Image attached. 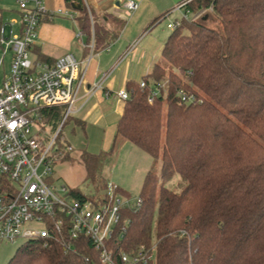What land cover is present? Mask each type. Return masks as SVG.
<instances>
[{
  "label": "trees",
  "instance_id": "trees-1",
  "mask_svg": "<svg viewBox=\"0 0 264 264\" xmlns=\"http://www.w3.org/2000/svg\"><path fill=\"white\" fill-rule=\"evenodd\" d=\"M186 9L202 13L173 19L161 49L166 66L156 64L140 79L143 87L140 80L127 81L111 148L79 150L94 194L75 187L69 194L100 198L107 184L101 172L107 155L129 141L152 163L139 204L120 209L107 243L115 258L121 251L154 245L153 259L142 264H264V0H192ZM92 17L91 25L81 7L75 19L86 44L92 42L98 51L116 33L102 22L109 15L92 12ZM31 53L35 60L52 62L36 46ZM180 90L194 100L181 101ZM62 113L61 107L48 108L41 119L54 129ZM72 151L61 160L73 159ZM173 176L177 187L165 186ZM4 264L103 263L90 239L79 236L65 243L22 241Z\"/></svg>",
  "mask_w": 264,
  "mask_h": 264
},
{
  "label": "built area",
  "instance_id": "built-area-1",
  "mask_svg": "<svg viewBox=\"0 0 264 264\" xmlns=\"http://www.w3.org/2000/svg\"><path fill=\"white\" fill-rule=\"evenodd\" d=\"M191 1L178 0L173 9L182 10V18L186 19V14L190 13L186 6ZM65 2L68 3L65 8H48L46 0H15L14 11L18 17L6 22L2 20L4 10L0 8V68L3 69L0 81V245L16 239L37 238L65 243L67 239L85 236L98 250L103 264L147 263L154 257V245L121 251L115 258L107 244L120 220V209L127 203V200L115 198L116 187L107 183L100 198L80 200L70 196L69 189L64 187L61 188L65 191L62 196L56 194L49 181L53 164L73 150L60 133L62 125L74 111L80 62L70 52L50 63L35 60L31 52L37 43V28L42 22L59 15L76 23L77 9L72 4L84 7L91 25L93 23L92 9L87 0ZM120 2L128 12L137 7L135 0ZM201 13L197 12L191 19ZM80 32L79 29L78 35ZM138 40L132 42L115 64L103 72L96 87L130 54ZM87 46L93 51L92 42ZM6 54L9 55L7 71L2 67ZM144 85L145 82L140 80V86ZM116 94L122 101L127 98L125 88ZM156 94L157 90H152L148 101ZM179 95L181 101L194 100L192 94L182 90ZM56 106L63 110L59 128L55 127L48 134L44 131L48 125L41 119L42 112ZM58 142L65 147L59 149ZM138 204L139 199L134 205ZM123 231L124 228L121 234Z\"/></svg>",
  "mask_w": 264,
  "mask_h": 264
},
{
  "label": "crops",
  "instance_id": "crops-1",
  "mask_svg": "<svg viewBox=\"0 0 264 264\" xmlns=\"http://www.w3.org/2000/svg\"><path fill=\"white\" fill-rule=\"evenodd\" d=\"M135 1L136 9L128 12L120 0H87L92 12L98 17L109 15L108 18L102 19V22L106 28L116 33L114 40L102 50L90 51L84 33L81 31L78 35V25L65 16L59 15L44 21L37 28L35 46L49 61L70 52L80 62V81L74 111L69 120L71 132L75 126L80 127L86 142L93 135L98 136L101 133L102 136L107 135L110 140L108 142L112 143L115 126L124 105L116 92L125 88L127 81H139L140 77L151 72L162 60L161 49L165 39L157 42L146 27L161 14H169L175 6L174 0ZM46 6L65 8L66 4L65 0H46ZM118 20L122 21L121 26L118 25ZM137 38L139 40L130 54L115 66L99 87H96L95 84L100 82L103 72L115 64L120 54ZM64 139L71 144L68 137Z\"/></svg>",
  "mask_w": 264,
  "mask_h": 264
},
{
  "label": "rangeland",
  "instance_id": "rangeland-1",
  "mask_svg": "<svg viewBox=\"0 0 264 264\" xmlns=\"http://www.w3.org/2000/svg\"><path fill=\"white\" fill-rule=\"evenodd\" d=\"M177 2L178 0H174V5H177ZM0 7L4 10L2 12L3 22L18 17V14L13 11L16 7L15 0H0ZM182 12V10L175 8L154 25H148L146 29L148 31L150 30L156 41L160 43L161 39H166V37L170 34L173 19L176 18L179 20L182 18ZM192 16V13H187L186 19L191 20ZM0 56H2L1 49ZM8 62L9 55L6 54L3 56L2 66L5 68V71H7ZM160 63L163 64V66H166L162 60ZM2 71L3 69L0 68V81ZM136 81H138V79H136ZM162 111L164 112V107L162 108ZM59 124L60 122L57 124L55 129L59 128ZM52 129L53 128L50 126H45L44 131L51 134L54 131ZM70 129L71 123L70 120H67L62 125L60 135L65 138H69L70 143L74 148L72 151L73 159L68 161L57 160L52 166L49 181L52 182L53 190L60 196H62L65 192L61 189L62 187H64L65 190L75 187L83 194H94L92 185L85 179V169L78 159V153L81 149H87L92 153H99L104 150L108 151L111 148V143L108 142L110 140L107 138V135L105 137V135L102 136L100 133L98 136L93 135L86 142L80 127L78 128L75 126L72 132ZM151 163V157L146 152L133 143L126 141L121 146H116L113 151L107 155L102 166V177L105 183L118 187V191H114L115 198L127 200L126 205H131L139 199L142 180L145 172L151 166ZM157 172H160V165L157 166ZM177 181L178 177L173 176L164 181V184L165 186L176 188ZM104 192L105 188L99 191L98 194H100V197L104 195ZM37 227H40V225ZM21 242L22 240L16 239L12 243H2L0 245V264H4L8 260Z\"/></svg>",
  "mask_w": 264,
  "mask_h": 264
},
{
  "label": "water",
  "instance_id": "water-1",
  "mask_svg": "<svg viewBox=\"0 0 264 264\" xmlns=\"http://www.w3.org/2000/svg\"><path fill=\"white\" fill-rule=\"evenodd\" d=\"M72 7H74L75 9H80V5L79 4H72Z\"/></svg>",
  "mask_w": 264,
  "mask_h": 264
}]
</instances>
